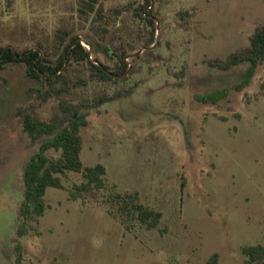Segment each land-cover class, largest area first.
Instances as JSON below:
<instances>
[{
	"label": "rangeland",
	"instance_id": "374dc122",
	"mask_svg": "<svg viewBox=\"0 0 264 264\" xmlns=\"http://www.w3.org/2000/svg\"><path fill=\"white\" fill-rule=\"evenodd\" d=\"M103 2L110 33L101 42L79 25L76 0H0V47L51 53L55 30L67 24L83 46L98 43L94 62L113 69L123 52L132 73L107 91L124 95L104 102L82 131L81 162L105 168V188L70 200L66 190L83 181L78 173L61 177L66 190L48 188L40 235L22 239L23 264H209L213 255L216 264H246L242 249L264 245V66L238 91L248 63H225L249 50L264 1L152 0L153 44L133 12L142 0ZM89 72L69 67L73 81ZM24 74L20 65L0 72V141L16 137L14 107L37 86ZM16 169L0 175V264H13ZM115 191L161 213L157 227L112 208L107 197Z\"/></svg>",
	"mask_w": 264,
	"mask_h": 264
},
{
	"label": "trees",
	"instance_id": "16d2710c",
	"mask_svg": "<svg viewBox=\"0 0 264 264\" xmlns=\"http://www.w3.org/2000/svg\"><path fill=\"white\" fill-rule=\"evenodd\" d=\"M151 1L142 0L133 12L151 28L153 44L155 16ZM131 7V3H128L126 8ZM125 9L115 11L120 15ZM76 13L79 25L95 40L104 42L110 30L103 0H76ZM179 15L184 18L188 13L180 11ZM73 30L67 24L55 30L52 52L48 54L39 47L20 51L11 46L0 47V72L20 65L24 68L25 78L37 82V86L26 90V101L14 107V118L18 126L16 137L0 141V175L12 166L17 167L9 180L17 199L15 236L8 251L13 257V264H23L22 239L31 232L40 235L35 225L49 208L44 200L47 189L52 187L66 190L61 177L68 173L82 174L83 181L66 190L70 200L82 199L93 190L105 188V168L100 164L84 167L81 162L82 131L89 126V117L93 113L101 114L100 107L104 102L124 95L122 91L108 95L107 91L127 81L132 73L126 63L127 54L123 52L118 56V63L114 64L113 69L94 62L92 51L99 47L98 43L87 41V46H83V41L78 39ZM242 62L248 63V67L237 85L238 91L249 85L257 69L264 66V28L253 36L244 56H229L225 69ZM74 64L83 65L90 71L88 80H72L69 67ZM179 74L184 76L185 69ZM78 89L83 90L81 96L76 94ZM213 95L215 97L212 101L216 105L221 96L219 93ZM185 145L193 161L195 148L187 135ZM181 181L183 188L184 179ZM107 198L112 208L117 206L123 215L136 218L147 229L156 228L161 219V213L140 204L136 194L115 191ZM242 254L246 264H264V245L245 247ZM216 259L217 255H213L209 264H216Z\"/></svg>",
	"mask_w": 264,
	"mask_h": 264
},
{
	"label": "crops",
	"instance_id": "0c3cea01",
	"mask_svg": "<svg viewBox=\"0 0 264 264\" xmlns=\"http://www.w3.org/2000/svg\"><path fill=\"white\" fill-rule=\"evenodd\" d=\"M260 27H261V28L264 27V24L259 25V26L255 29V32H253L254 35L257 33V30H258ZM253 33H252V34H253ZM254 35H253V36H254ZM253 36H252V37H253ZM251 39H252V38H251ZM251 39H250V43H251Z\"/></svg>",
	"mask_w": 264,
	"mask_h": 264
}]
</instances>
